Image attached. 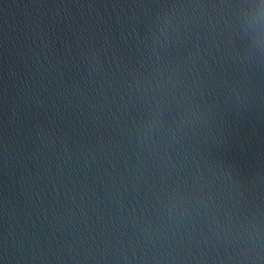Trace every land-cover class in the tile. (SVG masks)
I'll list each match as a JSON object with an SVG mask.
<instances>
[{"label": "water", "instance_id": "95a60500", "mask_svg": "<svg viewBox=\"0 0 264 264\" xmlns=\"http://www.w3.org/2000/svg\"><path fill=\"white\" fill-rule=\"evenodd\" d=\"M0 264H46L10 243L0 239Z\"/></svg>", "mask_w": 264, "mask_h": 264}]
</instances>
